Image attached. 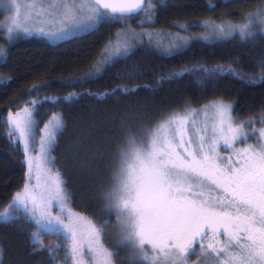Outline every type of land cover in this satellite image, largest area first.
Segmentation results:
<instances>
[{
    "label": "snow or ice",
    "instance_id": "6c2138e0",
    "mask_svg": "<svg viewBox=\"0 0 264 264\" xmlns=\"http://www.w3.org/2000/svg\"><path fill=\"white\" fill-rule=\"evenodd\" d=\"M156 2L0 0L7 14L0 30L9 44L21 33L56 43L105 24L122 25L87 71L59 82L81 91L13 102L0 121L24 168L18 190L0 205V228L24 237L30 255L46 256L42 264H264V104L255 117L245 120L233 114L235 102L223 96L199 108L186 97L179 109L162 113L153 123L145 119L147 107L140 99H123L185 78L194 79L202 94L209 88L215 93L222 78L264 84V3L242 12L238 21L231 13L198 23L175 21L173 26L181 31L168 33V44L157 41L156 49L161 59L180 63L157 72L132 60L144 37L151 41L157 33L138 31L131 23L141 14L147 19L140 20V29L153 22ZM192 27H202L203 34L194 36ZM197 41L258 48V71H244L240 56L227 63L186 62L183 57ZM0 57L7 67L9 49L0 47ZM110 70L121 83L92 92L89 85ZM146 75L155 79L131 83ZM52 87L47 82L33 84L28 95L39 96L41 89ZM86 98L106 105L92 114L102 113L100 124L107 121L105 126L111 127L86 148L77 140L73 160L83 148L98 177L105 166L111 175L107 184L99 183L78 203L65 166L54 155L68 130L67 117L51 111L39 121L37 115L42 104L57 109ZM96 202L102 207L89 215ZM5 239L6 233L0 232V264Z\"/></svg>",
    "mask_w": 264,
    "mask_h": 264
},
{
    "label": "trees",
    "instance_id": "16d2710c",
    "mask_svg": "<svg viewBox=\"0 0 264 264\" xmlns=\"http://www.w3.org/2000/svg\"><path fill=\"white\" fill-rule=\"evenodd\" d=\"M260 3H264V0H157L155 3L157 11L153 14L154 19L150 26L180 32L178 27L173 26L175 21L189 24L198 23L207 18L219 19L224 13H231L230 18L238 21L242 12L254 10ZM211 5H216V7L212 9ZM1 18L2 13L0 12ZM136 20L133 17L131 23L138 25ZM120 27L122 25L118 23L112 27L105 24L98 31L78 34L74 39L56 43L29 36L17 37L9 44L6 43L3 32L0 31V47L8 48L10 54L7 67H3L5 57L0 60V121L6 117L7 107L13 102L81 91L79 88L61 87L59 82L68 79L76 72L87 71L99 59L104 46ZM189 31L193 35L203 34L204 29L192 27ZM213 43L215 46H209L207 41L194 42L191 50L183 59L186 62L207 60L210 63H227L231 58L240 56L244 71H258L254 60V57L258 56V48H241L238 43ZM257 43L259 44V41ZM132 60L139 63L142 68H153L157 72L166 71L173 64L180 63L179 60L161 59L157 51L151 50L145 45L139 47ZM131 62L129 61V63ZM5 77H11V79L5 80ZM153 79L155 77L146 75L144 79L131 83H151ZM44 82L53 87L50 90L41 89L39 96L35 92L28 95V89L33 84ZM116 83H121V81L116 80L110 70L103 74L97 82L89 85V88L92 92H103L114 87ZM218 96H223L228 101H234L233 114L246 120L255 117L260 111L261 104H264V84L244 85L235 79L222 78L217 80L215 93L209 88L203 90L202 94L194 79L185 78L181 81L165 82L154 86V90L151 92L141 90L135 97L130 96L123 99H140L147 107L145 119L150 118V121L154 123L162 113L179 109L186 97L194 101L193 107H199ZM105 106L104 103L86 98L72 105L65 104L62 108L57 109H51L47 103L38 107L37 119L39 121L46 120L51 111L63 112L67 117L68 130L60 138V147L54 155L57 156L58 164L65 166L66 178L75 193L74 199L78 203L82 197L88 199L92 189L98 188L99 183L107 184L110 179L111 170L107 166L101 170L99 177L96 175V166L88 163L83 148H81L80 156L76 161L73 160L72 151L77 140L86 148L93 139L102 138L101 131L109 130L111 126H105L107 121H105V125L100 124V121L104 119L102 113L92 114L93 109H103ZM42 126L41 123L40 127ZM13 147L6 135V127L0 122V205H3L10 195L18 190L23 179L24 168L18 162L22 157L14 153ZM114 150L115 143L112 145V151ZM101 207L98 202L94 203L88 214L98 213ZM0 232L6 233L3 264H42L46 261V256L30 255V248L26 246L24 237L9 229L0 228Z\"/></svg>",
    "mask_w": 264,
    "mask_h": 264
},
{
    "label": "rangeland",
    "instance_id": "374dc122",
    "mask_svg": "<svg viewBox=\"0 0 264 264\" xmlns=\"http://www.w3.org/2000/svg\"><path fill=\"white\" fill-rule=\"evenodd\" d=\"M24 2H26V0H21V3H24ZM0 12L2 13V18L0 19V24H2L4 22L5 15H7V14L4 12L3 9H1ZM135 18L137 19L136 22H137L138 25H139L141 19H147L143 14H141L139 17H135ZM135 25L132 24V27L136 28L138 31L143 30V31L157 33L156 36L152 37L151 41L149 40L148 37H144L143 43H142V45H145L146 47H148L149 49L154 50V51H157V49H156V42L157 41H163V43L165 45H167L168 44V39H169L167 34L168 33H176V32H173V30H169V29L168 30L167 29L163 30V29H158L156 27H152V26H150V24H145L143 29H140L138 27V25H136V26ZM0 31H2V30H0ZM160 33H163V35H160ZM183 34L187 35L186 33H183ZM200 35H202V34H195L194 36H200ZM18 37H29V36L24 35L23 33H21ZM2 58L3 57H0V60H2ZM199 107H196V108H199ZM146 119H148V118H146ZM259 126H260L259 124L256 125V127H259ZM113 224H114V227H115V220L114 219H113ZM192 258L196 259L195 256H193Z\"/></svg>",
    "mask_w": 264,
    "mask_h": 264
}]
</instances>
